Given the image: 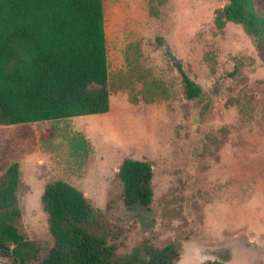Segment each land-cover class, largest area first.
Here are the masks:
<instances>
[{"label":"rangeland","instance_id":"1","mask_svg":"<svg viewBox=\"0 0 264 264\" xmlns=\"http://www.w3.org/2000/svg\"><path fill=\"white\" fill-rule=\"evenodd\" d=\"M226 3L103 0L109 112L0 126V179L18 163L17 228L37 249L26 264L53 246L40 197L59 180L102 212L118 257L146 241L174 244V264H264V57L239 25L218 26ZM125 159L152 166L148 209L124 204Z\"/></svg>","mask_w":264,"mask_h":264},{"label":"trees","instance_id":"2","mask_svg":"<svg viewBox=\"0 0 264 264\" xmlns=\"http://www.w3.org/2000/svg\"><path fill=\"white\" fill-rule=\"evenodd\" d=\"M216 22L239 25L264 57V15L255 0H226ZM188 99L201 88L176 65ZM103 0H0V126L70 119L109 112ZM153 169L125 159L116 177L125 206L150 208ZM19 165L0 179V248L17 264L36 258L37 249L18 231ZM40 203L53 246L40 264H174L178 248L146 241L118 257L100 210L64 181L44 186ZM13 246V248H10ZM219 263V262H215ZM223 264V263H219Z\"/></svg>","mask_w":264,"mask_h":264},{"label":"water","instance_id":"3","mask_svg":"<svg viewBox=\"0 0 264 264\" xmlns=\"http://www.w3.org/2000/svg\"><path fill=\"white\" fill-rule=\"evenodd\" d=\"M165 53L169 61L173 62L175 60V56L168 49H165ZM1 251H4L10 255H14V252L10 249L0 248V252ZM16 261H17V264H22V260L20 257H16ZM209 264H219V263H209Z\"/></svg>","mask_w":264,"mask_h":264},{"label":"flooded vegetation","instance_id":"4","mask_svg":"<svg viewBox=\"0 0 264 264\" xmlns=\"http://www.w3.org/2000/svg\"><path fill=\"white\" fill-rule=\"evenodd\" d=\"M11 250V249H10ZM1 252H3V251H1ZM8 254V253H7ZM10 255V254H9ZM11 256H14V255H11ZM213 263H215V262H213ZM209 264V263H208Z\"/></svg>","mask_w":264,"mask_h":264}]
</instances>
